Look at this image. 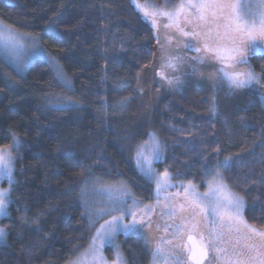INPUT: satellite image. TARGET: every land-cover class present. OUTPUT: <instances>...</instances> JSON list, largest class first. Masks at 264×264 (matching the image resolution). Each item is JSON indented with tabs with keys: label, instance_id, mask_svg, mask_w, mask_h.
Returning a JSON list of instances; mask_svg holds the SVG:
<instances>
[{
	"label": "trees",
	"instance_id": "trees-1",
	"mask_svg": "<svg viewBox=\"0 0 264 264\" xmlns=\"http://www.w3.org/2000/svg\"><path fill=\"white\" fill-rule=\"evenodd\" d=\"M0 21L36 38L70 82L64 87L43 59L17 73L0 58V148L11 146L14 136L19 141L11 149L15 184L8 216L0 220L7 233L0 264H65L87 246L91 223L98 221L84 201L95 181L121 180L142 201L151 198L134 162L147 136L150 104L134 91L138 73L152 74L155 38L133 0H0ZM248 63L264 79V57ZM125 98L130 102L121 106ZM66 100L78 106L62 109ZM160 103L162 160L156 167L200 190L219 171L245 200L247 223L264 230L260 104L239 107L236 124L224 125L214 105ZM225 159L230 165L216 169ZM120 248L127 264H149L141 237L121 238ZM106 254L113 258L110 248Z\"/></svg>",
	"mask_w": 264,
	"mask_h": 264
},
{
	"label": "rangeland",
	"instance_id": "rangeland-1",
	"mask_svg": "<svg viewBox=\"0 0 264 264\" xmlns=\"http://www.w3.org/2000/svg\"><path fill=\"white\" fill-rule=\"evenodd\" d=\"M201 2H205V0H176L166 5H159L149 0H133L136 11L144 24L152 30L155 38L152 74H146L144 71L138 73L134 91L136 99L142 101L146 99L150 104V106L148 105L147 136L140 146L145 145L150 140V134H155L161 145V158L159 161L162 160V143L157 128H159V119L161 117L160 102L163 99L168 98L171 104L179 106L200 102L206 106L210 105L213 109L212 105H214L215 111L220 112L218 116L224 125L236 124L238 117L236 118L235 116L237 115L238 108L241 106L248 107L255 101L264 109V79L248 63V59L254 55L264 57V41L257 40L255 42L248 54L246 64L227 66L228 62L226 59L221 58L223 55L222 49L228 46L225 28L223 27V23L226 22H221L219 35L217 34V25L215 22H212L210 25H205L203 21L199 20L197 10L188 6L191 3ZM223 2L240 5L239 11L247 14L245 18L249 22H251L254 16L257 20L259 18V10L257 8L253 7L249 9L245 7L249 2L256 4L258 0H223ZM181 5H184L182 11L180 10ZM208 11L211 14V12L218 10L210 8ZM161 12H178L179 14L174 15L170 20L166 15H161ZM209 26L212 29L211 36L215 40V43L211 40L208 41L212 47V51H206L204 49L205 34ZM0 29H10L13 34L21 38V43L23 44V47L6 51L3 43H0V58L12 67L13 70L17 73H22L32 61L43 59L54 69L55 75L57 76L54 67V64L57 65L55 60L47 56L36 38L12 30L1 21ZM180 29L189 32L200 31L201 36L197 39H193L191 36L186 37L182 35ZM34 46H37L42 54H35ZM197 46L200 47V52L195 50ZM218 52L220 55H217ZM173 57L181 58V63L178 66H169ZM196 58H199V60ZM189 61L197 64L198 71L191 76L185 77L183 76V71H191ZM200 61H203V63H200ZM249 69L261 77L260 83H254L250 88L239 90L230 89L228 77L225 74H231L233 70L245 72ZM62 75L64 76L63 73ZM175 76H180L184 80V83L176 87L169 86L167 80ZM57 78L61 80L60 77L57 76ZM66 81L68 82L67 79ZM62 85L64 86V82H62ZM147 92H149V95L145 94ZM65 103L60 104L63 105ZM57 107L59 106L57 105ZM136 152L134 156L135 165ZM144 154L147 156L148 152L145 151ZM159 161H154L151 165L153 179H147L139 174L142 180L151 187V198L148 201H142L138 198L129 186L121 180L112 183L95 181V183L86 188L85 204L89 208L88 212L92 217L98 218V221H92L91 223V237L87 246L65 264H74L81 257L83 258L82 264H115L117 253L122 258V264H127L120 248V239L132 235L139 236L143 239L149 256V264H177V258L180 256L179 246L183 239H181L180 228H184L190 234H196L197 231H209L211 233L215 230L221 242L214 245L211 250L212 256L218 264H228V258L232 257L234 251L243 250L245 253L250 252L254 255L257 250H264V247H262L264 245V236L256 234L264 233V230L254 228L247 223L243 214L245 207L241 211L238 221H226L221 224L218 218L211 214L201 213L198 209H194L191 204L193 199L202 198L203 194L208 192L210 188L222 187L223 191L241 198L230 191L222 181L220 174L217 176V172L219 173V171L212 173L205 183L204 188L201 190L193 182L174 180L171 175L167 178L168 186H162L160 189H157V180L155 178L161 177L165 172L160 171L156 167ZM3 185L5 186L4 189L10 187L6 178H0V190H4L2 189L4 187ZM186 188L189 189L187 193L185 191ZM108 189L112 190L113 196L127 193L124 196L126 201L124 207L129 209L130 212L137 213L138 220H143V227L139 231L125 233L123 230H120L110 242L105 236L107 231L106 221H110L113 216L119 215L120 213L110 211L112 205L108 199ZM194 194H198V196ZM241 199L245 206V200L243 198ZM3 217L5 216H0V220ZM131 219L132 216L129 215L123 223H128ZM149 224H151V227H149ZM102 225L104 226L103 228L101 227ZM0 228L2 227L0 226ZM157 228L162 229L161 234L155 233ZM249 229H255L256 232L249 231ZM98 232L104 237L105 243H100V238L97 237ZM94 237H97L95 247L99 249L98 252H92L90 250V245H92ZM5 242L6 238L0 241V245L5 244ZM157 247L162 250V254L158 258L154 257V252ZM217 247L225 248L227 252L219 253L216 250ZM106 248H110L113 255L112 259L106 254Z\"/></svg>",
	"mask_w": 264,
	"mask_h": 264
},
{
	"label": "snow or ice",
	"instance_id": "snow-or-ice-1",
	"mask_svg": "<svg viewBox=\"0 0 264 264\" xmlns=\"http://www.w3.org/2000/svg\"><path fill=\"white\" fill-rule=\"evenodd\" d=\"M192 9H196L199 13V20L203 21L205 25H210L212 22H215L217 25V34L219 35V28L221 27V22L223 23V27L225 28V36L228 40V46L222 49V57L226 59L228 62L227 66H234L239 64H246L248 54L250 50L254 46L257 40L264 41V0H258L256 4H252L249 2L245 7L251 9L253 7L259 10L258 12V20L254 16L251 22L246 20L245 16L247 14L239 11L240 5L235 3H225L223 0H205V2L201 3H191L188 5ZM184 5H181L180 10H183ZM215 8L218 11H213L209 14V9ZM147 15V13H145ZM161 15H166L170 20L174 15H178L179 13H164L161 12ZM182 35L191 36L193 39H197L201 36L200 31H185L180 29ZM7 32V35H6ZM212 29L209 26L207 28V33L205 34V44L204 49L206 51H212L211 45L208 43L211 40L215 43V40L211 36ZM0 43H3L5 50L16 49L19 47H23L21 43V38L13 34L10 29H0ZM187 47V45H186ZM195 50L200 52V47H196ZM34 52L37 55L42 54L41 50L34 46ZM217 55H220L218 52ZM199 60V58H196ZM181 63L180 57H173L172 61H170L169 66H178ZM191 71H183V76H191L198 71L197 64L188 62ZM203 63V61H200ZM54 67L57 72V76L60 77L62 82H64L65 87L70 88V82L66 81V78L62 75L60 68L58 65L54 64ZM179 70V69H178ZM261 72H264V67H262ZM228 77L229 88L230 89H244L250 88L252 85L259 84L261 77L254 74L252 70H248L245 72H237L233 70L231 74H225ZM169 86L176 87L182 85L184 80L180 76H175L171 79L167 80ZM142 91V89H141ZM129 99L125 98L122 100L121 106L129 103ZM78 105L69 100L65 104L61 105L62 109H70L77 107ZM215 111V109H213ZM19 141L13 137V143L11 146L0 148V178H6L9 182L10 187L8 189L0 190V216H8V206L11 203L9 199V193L11 191V185L15 184V179L13 176L14 172V157L12 155L11 149H18ZM148 152L146 156L144 153ZM161 158V145L159 140L156 138L155 134H150V140L146 142L145 145L139 146L136 152V167L140 175L144 176L147 179H153V170L151 165L154 161H159ZM230 159H225L222 163L217 162L215 165L216 169L221 167L227 168L230 165ZM206 174H211L210 172H206ZM219 173L217 172V176ZM169 177V173L167 170L162 174L161 177L155 178L157 180V189H160L162 186L167 185V178ZM109 192L108 199L111 202L112 212H118L119 215L113 216L110 221H106L107 231L105 236L110 242L116 233L120 230H123L125 233L137 232L143 227V220L137 219V213L130 212L129 209L124 207L126 203L124 196L127 193H123L122 195H112V190L108 189ZM186 193L189 189H185ZM198 196V194H194ZM135 203V202H133ZM194 209H198L201 213L211 214L212 216L219 219L221 224L231 221H238L241 211L244 209V203L241 198L232 195L231 193L225 192L221 188H210L208 192L203 194L202 198H196L191 201ZM131 215L132 219L128 223H123L127 216ZM183 219V217H181ZM104 227L103 225L101 226ZM151 227V224H149ZM196 227V226H194ZM249 231L256 232L255 229H249ZM181 239L184 235H187V244H182L179 247L187 253V261L191 262V264H204L207 260L210 249L218 244L220 241V237L215 230L213 232L207 234L202 231H197L196 235H192L185 231L184 228H180ZM259 236H264V233H256ZM7 236V233L4 228H0V241L4 240ZM97 237L100 238V243H105V239L98 232ZM97 237L93 238L92 245H90V250L92 252H98L99 249L96 248ZM247 247V246H246ZM264 247V245H262ZM217 252L225 253L227 249L217 247ZM162 254V250L157 247L154 252V257H159ZM95 259V257H93ZM82 257L78 258L74 264H82ZM115 264H122V258L119 253H117V258ZM179 264V261H177ZM228 264H264V250H257L255 254L245 253L243 250L234 251L232 257L228 258Z\"/></svg>",
	"mask_w": 264,
	"mask_h": 264
},
{
	"label": "flooded vegetation",
	"instance_id": "flooded-vegetation-1",
	"mask_svg": "<svg viewBox=\"0 0 264 264\" xmlns=\"http://www.w3.org/2000/svg\"><path fill=\"white\" fill-rule=\"evenodd\" d=\"M161 227V226H159ZM203 232V231H202ZM155 233L158 234V233H162V229L160 230L159 228H157V230H155ZM206 234V238H207V234L210 233L209 231L208 232H203ZM192 235H196L195 233L192 234ZM187 244V235H185L181 241V244ZM179 254L180 256H178V261L180 264H191V262L187 261V253L184 252L181 248H179ZM125 258V257H124ZM126 262V261H125ZM204 264H218L215 260V258L212 256V250L210 249L209 251V255H208V258L207 260L204 262Z\"/></svg>",
	"mask_w": 264,
	"mask_h": 264
},
{
	"label": "water",
	"instance_id": "water-1",
	"mask_svg": "<svg viewBox=\"0 0 264 264\" xmlns=\"http://www.w3.org/2000/svg\"><path fill=\"white\" fill-rule=\"evenodd\" d=\"M187 243H188V241H187Z\"/></svg>",
	"mask_w": 264,
	"mask_h": 264
}]
</instances>
